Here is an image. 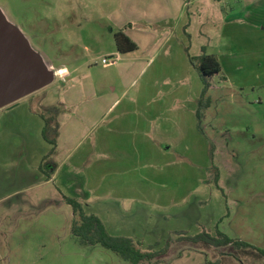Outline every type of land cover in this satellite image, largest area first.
Masks as SVG:
<instances>
[{
	"label": "rangeland",
	"instance_id": "rangeland-1",
	"mask_svg": "<svg viewBox=\"0 0 264 264\" xmlns=\"http://www.w3.org/2000/svg\"><path fill=\"white\" fill-rule=\"evenodd\" d=\"M262 5L0 0L56 71L0 109V264H131L75 238L64 196L109 234L157 253L137 264H264L256 250L189 239L220 231L264 250ZM119 30L136 49L116 50ZM203 53L220 65L205 93ZM62 102L69 111L52 145L40 115Z\"/></svg>",
	"mask_w": 264,
	"mask_h": 264
},
{
	"label": "trees",
	"instance_id": "trees-1",
	"mask_svg": "<svg viewBox=\"0 0 264 264\" xmlns=\"http://www.w3.org/2000/svg\"><path fill=\"white\" fill-rule=\"evenodd\" d=\"M114 39L115 47L118 52L125 53L137 48L135 42L121 30L115 32ZM218 62V59L212 54L203 53L201 55L198 71L203 85V93L206 92L210 85L208 77L220 71V65ZM60 112H62V107L60 104H57L46 106L43 113L40 115L44 122L42 136L52 145H55L58 136L59 122L57 117ZM200 115L201 113L198 110L196 115L198 120L200 119ZM50 134L52 138H49ZM63 198L65 199V202L72 207L73 211L70 231L82 245L99 244L102 248L117 253L119 258L128 261L131 264L148 262L151 258L156 257L157 253L152 249H150L151 251H142L136 247L135 242L131 237L109 234L103 223L100 221V218L93 213H86L83 205L75 198L65 196ZM189 239L194 242L203 241L209 246L217 247L221 245H231L235 248H250L256 250L262 257H264V250L245 243L243 240L230 238L220 231L215 232V235H210L207 234V232L202 231ZM209 264L216 263L211 262Z\"/></svg>",
	"mask_w": 264,
	"mask_h": 264
},
{
	"label": "water",
	"instance_id": "water-1",
	"mask_svg": "<svg viewBox=\"0 0 264 264\" xmlns=\"http://www.w3.org/2000/svg\"><path fill=\"white\" fill-rule=\"evenodd\" d=\"M54 75L42 54L0 10V109L48 85Z\"/></svg>",
	"mask_w": 264,
	"mask_h": 264
},
{
	"label": "crops",
	"instance_id": "crops-1",
	"mask_svg": "<svg viewBox=\"0 0 264 264\" xmlns=\"http://www.w3.org/2000/svg\"><path fill=\"white\" fill-rule=\"evenodd\" d=\"M232 1L233 0H231V4H232ZM235 2H240V0H234ZM218 2H220V0H218ZM249 2V1H248ZM227 3V5H226V7H224V11L226 10V8H230V5L228 4V2H226ZM229 5V6H228ZM244 8H242L243 10H241V13L243 14V15H245V13L246 12H248L249 11V4H245L244 6H243ZM262 7H264V5H262ZM261 6H260V9L262 8ZM222 8H223V6H222ZM247 8V9H246ZM250 12V11H249ZM259 14H263V13H259ZM258 14V15H259ZM125 34V33H124ZM127 35V34H126ZM128 36V35H127ZM129 37V36H128ZM130 38V37H129ZM131 40H133L132 38H130ZM134 41V40H133ZM135 42V41H134ZM126 53V52H125ZM42 56H43V54H42ZM43 59H45L44 58V56H43ZM45 61V60H44ZM46 62V64L50 67V68H53V65H51L50 63H48L47 61H45ZM104 64V63H103ZM107 65V64H106ZM57 69H59V71H60V74H62V75H65V74H67V72H68V70L65 68V67H58V68H56V70ZM55 70V69H54ZM63 103V102H62ZM53 104L51 103V104H49L48 103V105L47 106H52ZM66 104H65V102L63 103V104H61V107H62V112H60V114L58 115V119L60 118V116H62L63 117V115L65 114V112H68L69 110H68V108H67V106H65ZM59 140H60V137H59ZM57 163L56 162H53L52 164H51V168L49 169V172H48V174L49 175H51V176H54V174H55V172H56V169H57Z\"/></svg>",
	"mask_w": 264,
	"mask_h": 264
},
{
	"label": "built area",
	"instance_id": "built-area-1",
	"mask_svg": "<svg viewBox=\"0 0 264 264\" xmlns=\"http://www.w3.org/2000/svg\"><path fill=\"white\" fill-rule=\"evenodd\" d=\"M101 62L104 63V65H106V64H108V63L111 62V61H109V58H104V57H103V58L101 59Z\"/></svg>",
	"mask_w": 264,
	"mask_h": 264
}]
</instances>
